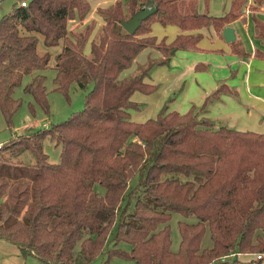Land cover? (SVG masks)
<instances>
[{"label":"trees","instance_id":"trees-1","mask_svg":"<svg viewBox=\"0 0 264 264\" xmlns=\"http://www.w3.org/2000/svg\"><path fill=\"white\" fill-rule=\"evenodd\" d=\"M21 1L0 19V111L6 121L20 107L13 92L23 75L45 69L50 61L48 51L37 52L35 33L47 48L62 39L68 42L54 56L57 90L66 92L71 83L84 85V80L92 88L84 107L68 119L0 145V239L17 246L23 257L45 264H75L76 246L86 263L104 252L135 264H227L232 255L264 254V133L198 118L220 94L236 96V91L222 83L200 107L192 105L185 113L165 105L154 119L136 122L130 117L139 105L132 94L153 91L144 82L149 70L167 64L177 50H197V31L223 30L240 16L245 0H232L220 16L199 13L198 0H115L98 9L104 23L89 41L88 54L84 49L92 23L74 39L68 35V23L88 13V0H26L25 6ZM251 3L253 34L264 46V18L256 15V10L264 11V0ZM147 7L154 13L127 33L121 22ZM153 23L176 26L181 33L169 42L154 35L135 39L151 33ZM149 46L161 56L136 74L121 76ZM237 46L230 42L232 51L247 56ZM255 55L264 58V51ZM44 81V74L35 73L24 90L47 111ZM46 138L60 148L57 163L43 151ZM23 149L34 156L33 174L6 156ZM173 213L195 218L178 221L176 251L169 225ZM206 231L211 245L202 247ZM122 242L129 251L119 248Z\"/></svg>","mask_w":264,"mask_h":264},{"label":"rangeland","instance_id":"rangeland-1","mask_svg":"<svg viewBox=\"0 0 264 264\" xmlns=\"http://www.w3.org/2000/svg\"><path fill=\"white\" fill-rule=\"evenodd\" d=\"M17 0H2L0 1V19L7 13H9L13 5L16 3ZM115 1V0H114ZM90 9L83 20H75L73 22L68 23V29H69V37L74 39L73 34H82L84 33L85 28L89 24H93V30L91 31V35L89 37V40L97 38V36L100 33V30L102 28L103 24H100L98 26L97 19L99 17L102 18V16L99 14L98 9H103L98 4H95L94 0H88ZM114 3V2H113ZM249 5V6H248ZM251 3L244 2L245 6H248L249 8V16L252 14V6ZM247 8V7H246ZM244 10V9H243ZM241 10V13L243 12ZM256 15H258L261 18H264V11L256 10ZM101 20L100 18L98 19ZM103 20V18H102ZM104 23V22H103ZM169 26L173 25H160L156 23L154 26H152L153 33L156 35H168L171 36V33H169L170 28ZM172 29V28H171ZM222 30H218L217 32H221ZM33 34V33H32ZM38 37V43H37V52L39 54H43L46 51L50 52V61L47 65V67L41 71H34L30 74H24L21 80V84L18 85L13 92V97L15 99H20L21 104L18 110L15 112V114L12 116L10 122L8 123L6 119L3 117L1 111H0V145L9 144L13 142L16 137H21L24 135H31L33 133H36L37 131L51 127L52 125L58 124L66 119H68L70 116H72L75 112L80 111L85 104V98L86 95L89 93V91L92 88V83L90 81H82L84 85H81L78 82H73L69 85L66 92H61L56 89V85L53 82V79L55 77L56 69H55V59L54 55L60 51L64 45L68 44L67 40L62 39L59 44L55 47L47 48L43 42H42V36L39 33H35ZM152 33H144V34H137L135 39H142L143 37H149ZM173 39V38H172ZM171 39V40H172ZM159 41V40H157ZM151 47V46H149ZM238 48H240V44L238 43ZM152 49V48H151ZM161 55L159 52L155 50H143L141 51L136 59L134 60L135 63L133 66H130L129 68L125 69L121 76H132L136 74L140 68H144L147 66L148 62L150 60H156ZM172 55L169 59V62L164 65H158L153 66L149 72L148 75L145 76L144 82L153 85V91L149 93H144L141 91H135L133 94L138 98V100H134L136 103H138V107L131 109L135 110L132 111L133 118H142V120L147 121L148 119H154L157 116V113L162 109L163 106L167 105V108H172L174 111L182 114L189 110L187 105V99L185 98V94L188 98H192L195 90H198V88H202L203 84L206 83V81L210 78L209 73V66H206V69H202L199 66L196 68V72H200L199 75H195L197 81L192 76V73L188 74L185 73V75L181 78V82L177 84L175 82L174 75L178 72V70H183L185 68V65L180 66L179 68L173 67L171 64L172 61ZM132 65V64H131ZM255 71L260 70L257 67H255ZM201 72H207V73H201ZM35 73H42L45 76L44 86L47 93V101H48V110L45 111L38 103L35 102L32 95L25 92L24 86L28 84ZM210 93V92H209ZM248 93V91H247ZM132 94V95H133ZM250 94V93H249ZM225 95V96H223ZM238 97L239 94L237 93ZM226 96H229V94H220L217 101L219 102H225L226 104L230 105V112L233 116H222L225 117L224 120L222 119H213L211 121H214L215 126H228L231 128H236L238 126H243L245 124L244 121H242V113L240 109H238L235 105L238 104V101L236 100L237 97H231V104L230 102L225 98ZM205 100V99H204ZM202 99V101H204ZM199 103L200 105L202 104ZM215 102V101H213ZM192 103V102H191ZM194 106L199 107L198 103H192ZM210 104L208 103L206 106V110H210ZM243 110L246 111V109L242 106ZM170 110V109H169ZM135 112V113H134ZM139 113V115L137 114ZM202 111L198 112V118H206L204 117ZM138 115V116H137ZM209 117H221V116H215L213 113L210 112ZM228 119V120H226ZM244 120V119H243ZM141 122V121H138ZM264 126V124L262 125ZM43 151L48 156V161L51 163H57L59 161V153L60 148L59 146H56L54 141L46 138L42 142ZM6 156L10 159L11 162H16V164H23L28 169L24 171V173L30 175L35 172V159L34 156L31 154L30 151L23 149L17 156H13L9 154V152L6 154ZM169 177H178L181 180H184L185 178L180 174H169ZM97 191L100 193H103V188L100 186H97ZM142 195L139 191H135L134 195ZM133 195V197H134ZM130 198V202L127 205V210L131 211L133 202L135 199ZM126 203V201H125ZM124 203V204H125ZM123 204V205H124ZM178 221H186V222H194L195 218L190 217H183L180 214L173 213L171 216V219L169 221L170 225V232H171V249L173 251H176L178 249V245L180 242V235L178 231ZM115 233V227L112 228L109 239L112 238V236ZM111 245V240L108 242V246ZM211 245V240L209 237L208 231H206L204 238L202 240V247H208ZM119 248L125 251H129V246L126 242H122L119 244ZM17 246H15L13 243L0 239V264H45L39 259L28 255L26 257H23L21 254H19V251L17 252ZM257 254H241L238 256L232 255L227 257V264H264V260L257 261L256 260ZM74 261L75 264H135L131 259H125L118 256H110L108 257L107 252H104L101 255H98L90 262H87L83 260L81 256V252L79 250V247L76 246L74 250ZM234 261H237L236 263Z\"/></svg>","mask_w":264,"mask_h":264},{"label":"crops","instance_id":"crops-1","mask_svg":"<svg viewBox=\"0 0 264 264\" xmlns=\"http://www.w3.org/2000/svg\"><path fill=\"white\" fill-rule=\"evenodd\" d=\"M231 1L232 0H208L206 5L205 0H198L197 11L199 13L207 11V13L211 16H220L229 10ZM94 2L101 8H106L111 5L114 0H94ZM245 2L249 4L250 0H245ZM248 6L242 8V10H244L240 14V16L226 26L233 28L235 35L234 41H237L240 44V49L244 50L247 53V56H240L232 51L230 43L225 41L222 35V31L217 32L213 27H206L197 31L201 33V38L197 44L198 49L175 51L174 54H172L173 58L171 61V65L177 68L185 65L184 71L179 69L178 72L174 75V78L176 79L175 82L177 84L181 82V78L185 75V73L190 74L193 72L192 76L195 81H197L196 77L194 76L196 74L200 76L201 74L200 72L195 71L197 68L196 65L199 64V67L203 70L206 69L207 65L209 66V73L211 76L206 81V83L203 84L202 88L199 87L198 90H195L192 98H188L186 94L184 95L187 99V105H189L188 107L194 105L192 103L195 102L198 104L201 103L202 99L204 100L205 97L211 94L220 84L226 83L231 90H235L236 93L239 94L238 97L237 94L236 96H234L229 92L223 93L229 94V96L231 97H237L236 100L238 101V104H236L235 106L240 109L241 113L243 114L241 119L245 122L243 126H238L237 129L242 131L245 130L264 133V126H262L264 124V58H260L255 55V52L257 50L264 51V46L262 45L260 40L254 37L252 23L250 20V16L248 15ZM99 18L101 19L100 21L98 20ZM99 18L97 19L98 26L100 24H103L102 18ZM155 24L156 23H153L152 26H154ZM152 26L151 33L152 35H155L153 33ZM171 28L169 31V33H171V36L162 34L156 35L157 40L164 38L166 39V42H169L177 34L181 33V30L176 26H172ZM89 46V43L86 44L84 53H89ZM143 50H155L157 51V53L159 52L154 47H146ZM60 51H58L57 53H59ZM134 63L135 61L132 62L131 66H133ZM255 67L260 70L255 71ZM145 79L146 78L144 77V80ZM229 96H226L225 98L231 104L232 98ZM131 98L133 101L138 100V98L134 94ZM210 103H212L210 104V110L208 109L202 111V115L209 120H212L211 118L224 120L225 117L222 116H233L229 110V104H226L225 102H219L217 100ZM201 105L199 104V107ZM242 106L246 109V111L243 110ZM169 109V111H174L172 108ZM132 111L130 110V117L132 120L136 122L144 121L142 120V118H133L134 114L132 115ZM210 112L215 116L221 117H209ZM137 114L139 115V113ZM18 251L19 250H17V252Z\"/></svg>","mask_w":264,"mask_h":264},{"label":"water","instance_id":"water-1","mask_svg":"<svg viewBox=\"0 0 264 264\" xmlns=\"http://www.w3.org/2000/svg\"><path fill=\"white\" fill-rule=\"evenodd\" d=\"M155 8L140 9L135 12L129 19L122 21V28L129 34H133L135 30L140 26L141 22L146 19L149 15L154 13ZM222 35L226 42L230 43L235 40L233 28L225 27L222 30Z\"/></svg>","mask_w":264,"mask_h":264},{"label":"built area","instance_id":"built-area-1","mask_svg":"<svg viewBox=\"0 0 264 264\" xmlns=\"http://www.w3.org/2000/svg\"><path fill=\"white\" fill-rule=\"evenodd\" d=\"M20 5H21V6H25V5H26V0L21 1V2H20ZM147 8H150V7H147ZM262 258H264V254H257V255H256V259H257V260L262 259Z\"/></svg>","mask_w":264,"mask_h":264}]
</instances>
